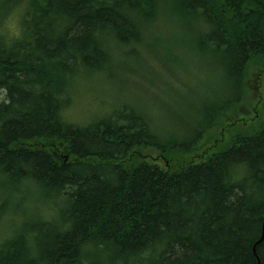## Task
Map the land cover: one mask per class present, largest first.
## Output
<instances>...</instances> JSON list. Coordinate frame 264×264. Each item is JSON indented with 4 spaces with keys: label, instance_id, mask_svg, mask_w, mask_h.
Segmentation results:
<instances>
[{
    "label": "trees",
    "instance_id": "trees-1",
    "mask_svg": "<svg viewBox=\"0 0 264 264\" xmlns=\"http://www.w3.org/2000/svg\"><path fill=\"white\" fill-rule=\"evenodd\" d=\"M12 2H0V217L19 220L0 232V264H264V237L254 248L264 123L233 127L224 146L194 157L216 139L210 132L245 92L247 72L264 73V0ZM160 8L194 24L222 65L225 99L180 137L164 138L125 105L84 125L64 119L78 78L137 55ZM144 149L166 165L139 158ZM26 187L54 214L19 210L20 199L11 211L9 195Z\"/></svg>",
    "mask_w": 264,
    "mask_h": 264
},
{
    "label": "rangeland",
    "instance_id": "rangeland-1",
    "mask_svg": "<svg viewBox=\"0 0 264 264\" xmlns=\"http://www.w3.org/2000/svg\"><path fill=\"white\" fill-rule=\"evenodd\" d=\"M18 1V5L25 3V0ZM0 2H7L6 7H13L12 0ZM158 12L161 13V8ZM21 14L13 17L14 25L9 23L12 32L16 30L13 28H17ZM149 28L152 31L146 28L147 35L144 37L147 38L138 46L137 55L131 51L126 55L127 59H117L114 66L104 73L84 74L78 78L70 92V104L62 111L64 119L84 125L113 108L125 105L149 117L152 126L164 138L180 137L186 133L187 126L196 123L200 118L199 112L205 106L213 108L215 103L225 99L230 90L223 78L222 65L215 56L203 51L193 23L175 12H162L149 24ZM259 69L254 67L247 72L245 92L215 124L214 130L209 131L216 139H203L195 150L196 159H203L207 153L224 146L229 139V129L250 127L256 130L258 124L264 123V73ZM3 98L0 88V100ZM138 156L161 166L166 165L165 159L156 157L153 149H144ZM38 193L31 187L11 193L12 205L9 209L14 210L12 208L20 199L19 210L20 207L28 209V213L33 210L32 214L42 217L53 215L56 207ZM12 218V214L0 217V232L6 225L19 220L18 216Z\"/></svg>",
    "mask_w": 264,
    "mask_h": 264
},
{
    "label": "water",
    "instance_id": "water-1",
    "mask_svg": "<svg viewBox=\"0 0 264 264\" xmlns=\"http://www.w3.org/2000/svg\"><path fill=\"white\" fill-rule=\"evenodd\" d=\"M264 237V221L262 222V226H261V234H260V238L256 241V243L254 244V248L256 246V244H258L262 238Z\"/></svg>",
    "mask_w": 264,
    "mask_h": 264
}]
</instances>
